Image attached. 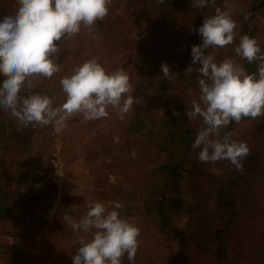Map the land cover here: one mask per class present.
Listing matches in <instances>:
<instances>
[{
    "label": "trees",
    "instance_id": "trees-1",
    "mask_svg": "<svg viewBox=\"0 0 264 264\" xmlns=\"http://www.w3.org/2000/svg\"><path fill=\"white\" fill-rule=\"evenodd\" d=\"M231 2L238 3L240 0ZM170 4L165 0L161 7ZM17 8V0H0V19L13 15ZM249 9L252 15L264 13V0H250ZM115 20L116 16L109 5L108 16L104 21H98L96 26L104 22V28L112 31V35L118 39L116 47L121 46L128 53L127 48L134 45L126 29L116 25ZM244 22V19L240 22L237 38L232 45L234 48L238 46L240 36L257 39L255 28H249ZM96 26L91 31L82 26L77 35L69 36L67 41L62 38L63 43L56 42L60 47L56 54V60L60 59V72L51 78L34 77L33 87H25L21 95L39 93L56 98L57 85H61L58 76H70L74 68L93 58L107 72L125 69L131 81L138 71L134 60L117 53L111 45L106 53H96ZM199 28L195 20L184 18L173 29L170 44L165 40L168 31L160 34L161 40H153L152 49L159 46L161 53L159 60H155L154 51L151 54L149 86L161 94L174 93V100L148 108V95L144 93L140 97L141 103L124 115L131 121L122 128L124 144L121 153L128 157L129 164L127 167L122 165L121 170L116 167L121 176L118 182L96 181L91 193L106 208L113 202H120L123 205L118 210L120 215L132 217L141 211L144 219L149 221L141 228L135 264H176L165 261L163 250L160 245L154 247L153 241L157 244L163 241L174 244L188 254L186 264H264V253L258 248L259 242L264 239V115L257 119L245 118L239 124L232 122L221 131V136L230 132L231 140L244 142L248 146L250 152L241 162L242 170H237L227 160L219 161L228 165L230 171L217 177L211 172V163L197 160L200 149L193 150L192 145L203 121L199 116L190 120L186 113L192 110V101L198 100L200 95L199 85L195 81L199 72L193 78L186 71L189 67H199L198 62L192 64L191 55L192 47L202 43ZM149 44L144 43V46ZM162 63H167L170 73L176 74L175 78L163 76ZM258 64V61L249 63L242 59V67L248 74L256 73ZM4 79L0 75V83ZM42 79L48 80L47 86H43ZM189 89L193 95H189ZM134 96V99L139 97ZM107 111L108 117L93 121L103 123L111 114L117 116V112L113 113L117 109L109 106ZM38 127H25L10 112L0 108V225L16 219V214H21L24 220L29 217L33 221L40 207L38 195L33 193L36 182L33 175L43 172L44 165L36 161L32 169H29V164L28 169L18 171L13 195L7 188L5 169L12 155L24 154L33 135L43 132L44 127ZM133 151L136 153L134 157ZM188 195L196 208H204L207 212V215L196 218L191 229L175 225L173 220L184 210ZM139 200L141 202L138 203ZM78 201V197L64 196V206L79 204ZM65 211L74 214L73 209ZM146 231L151 235L149 238L145 235ZM3 246L0 244V248ZM8 251L9 247H5L3 253ZM65 264L72 263L67 261ZM123 264H129L126 256Z\"/></svg>",
    "mask_w": 264,
    "mask_h": 264
},
{
    "label": "clouds",
    "instance_id": "clouds-1",
    "mask_svg": "<svg viewBox=\"0 0 264 264\" xmlns=\"http://www.w3.org/2000/svg\"><path fill=\"white\" fill-rule=\"evenodd\" d=\"M111 2L17 0L15 13L0 19V75L5 77L0 83V108L25 127L51 125L56 133L66 128L67 121L76 115H82L85 121L106 118L111 106L122 119L133 111L141 98H133L134 89L126 70L107 72L95 58L60 80L66 94V102L60 106L54 107L53 98L47 94L21 95L25 87H33L34 77L51 78L60 72L61 66L56 61L60 47L56 42L63 43L69 36L77 35L82 26L91 31L108 16ZM206 5L214 7L215 14L205 17L198 29L202 43L191 49L192 64L199 63L200 95L192 101V110L186 116L190 120L199 116L203 121L192 148L200 149L197 160L201 163L227 160L242 170L241 162L250 152L248 146L231 140L230 132L221 136V131L232 122L239 124L245 118L264 115V51L256 38L240 36L236 55L249 63L259 62L257 72L252 74L231 58L217 64L210 53L205 55L209 47L232 44L237 35L231 13L216 7L215 0H194L193 6ZM192 69L189 67L186 72ZM161 71L166 78L176 76L170 73L167 63L161 64ZM189 95H193L191 89ZM135 154L133 151V157ZM122 207L120 202H113L109 210L103 202L96 201L78 221L67 213L63 215L73 232L92 234L91 239L79 240L73 264H123L125 256L129 264H135L140 229L120 217L118 210Z\"/></svg>",
    "mask_w": 264,
    "mask_h": 264
},
{
    "label": "rangeland",
    "instance_id": "rangeland-1",
    "mask_svg": "<svg viewBox=\"0 0 264 264\" xmlns=\"http://www.w3.org/2000/svg\"><path fill=\"white\" fill-rule=\"evenodd\" d=\"M168 1L171 3L170 6L162 8L161 4L165 0L162 3L159 0H112L110 7L116 16L115 24L126 29L134 45L127 48L128 53L125 48L116 47L118 39L112 35V31L104 28L102 25L104 22L96 26L94 34L96 53H106L111 45L117 53L125 54L135 61L138 71L130 81L134 89L132 95L133 98L134 95L140 98L144 93L147 94L150 103L148 108L170 103L175 96L174 93L168 95L158 93L149 86L151 54L154 51L155 60H159L161 53L159 46L154 48L155 50L152 49L153 40H161L160 34L168 31L165 40L170 44L173 29L177 28L182 19L191 18L201 27L205 17L215 14L212 6L194 7V0ZM231 1L233 0H218L215 1V6L231 13V18L237 24L236 34L239 32L242 19L247 22L249 28H255L257 41L264 51V13L252 15L249 9L250 0H240L238 3ZM144 43L150 44L144 46ZM232 45L233 43L215 49L209 47L204 54L210 53L217 64L225 58H231L242 67V59L236 55ZM56 61L59 64L60 59ZM198 72L199 67L188 73L195 78L194 74ZM58 77L62 79L61 76ZM195 79L199 85L197 77ZM42 84L47 86L48 80L42 79ZM57 88L58 95L53 99L54 107L66 102L62 86L57 85ZM114 112H117V116L111 114L103 123L93 120L84 122L82 115H76L67 121V127L60 133H56L51 125L45 126L43 132H36L33 135L24 154H14L7 160L5 165L7 188L12 195L18 171H23L29 164L31 165L29 169H32L36 161L44 165V171L35 172L33 175L36 180L33 193L38 195L40 204L33 221L29 217L24 220L21 214H16V219L0 225V244L4 245L0 248V264H65L67 261L73 264L72 257L79 247V240L82 237L91 239L92 234L73 232L63 220L64 214L70 215L65 209H73L74 214L70 216L77 221L81 219L89 210V206L96 202L91 193L95 189L96 181L118 182L121 176L116 167L121 170L122 165L127 167V163L129 164L128 157L121 153V149L124 144L122 128L131 120L126 117L121 119L118 111ZM121 158L123 161H120ZM210 169L217 177H222L230 171L228 165L220 162L211 163ZM64 196L78 197L79 204L64 206ZM73 206L75 207L72 208ZM107 208L112 210V205ZM201 215H207L206 210L196 208L188 195L184 210L173 219L174 224L191 229L196 218ZM120 217L138 227L140 236L141 228L149 223L141 211L132 217L124 215ZM145 235L147 238L151 236L148 231ZM152 244L154 247L160 245L165 261L186 264L188 254L180 251L174 244L167 241L159 244L153 241ZM5 247H9V251L3 253ZM258 248L264 253V239L259 242Z\"/></svg>",
    "mask_w": 264,
    "mask_h": 264
}]
</instances>
